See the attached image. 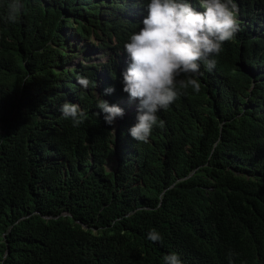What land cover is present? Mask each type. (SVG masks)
Returning a JSON list of instances; mask_svg holds the SVG:
<instances>
[{"label": "trees", "instance_id": "obj_1", "mask_svg": "<svg viewBox=\"0 0 264 264\" xmlns=\"http://www.w3.org/2000/svg\"><path fill=\"white\" fill-rule=\"evenodd\" d=\"M85 1L21 0L11 22V0H0V264H164L171 253L183 264H264V0H235L247 23L219 72H200L198 92L189 86L161 110L147 143L127 119L110 138L77 82L94 83L92 65L45 73L60 65L48 41L71 37L61 26H75L76 56L90 35L124 36L109 11L122 5L102 3L107 27L95 30ZM104 71L111 79L112 63ZM65 102L84 123L62 116ZM153 229L162 240L148 239Z\"/></svg>", "mask_w": 264, "mask_h": 264}, {"label": "clouds", "instance_id": "obj_2", "mask_svg": "<svg viewBox=\"0 0 264 264\" xmlns=\"http://www.w3.org/2000/svg\"><path fill=\"white\" fill-rule=\"evenodd\" d=\"M102 3L108 4L105 9L123 6L117 13L112 9L109 11L118 24L125 27L124 36L117 39L111 33V37L100 39L90 35L87 43L91 46L82 43L83 51L76 56L74 50L80 48L81 42L73 32L75 26H61L58 33L61 36L71 34V37L68 42L63 40V44L48 41L47 56L51 62L57 61L60 65H46L45 73L49 69L59 71L79 64L92 65L97 69L94 83L85 76L78 77L77 82L85 91L90 88L88 92L95 100L94 114L107 125L110 138L118 139L120 134L127 132L124 131L126 124H130L131 137L147 143L154 127L164 125L159 118L161 110H167L189 86L198 92L200 72H219L229 47L226 44L237 40L241 26L247 21L239 13L235 0H149L144 5L143 0H86L80 7L97 11L95 30L107 27L100 12ZM8 7L9 21L16 22L23 7L21 0H11ZM61 13L64 18L70 17L65 11ZM52 45L59 48H52ZM72 61L75 63L69 67ZM108 62L112 63L113 73H116V76L112 73L111 79L104 71ZM104 81L111 85H105ZM102 93H112L118 100L108 99ZM44 101L48 102L47 99ZM195 101L199 102L197 98ZM60 112L65 119H71L74 127L86 119V114L75 103H63ZM124 119H127L125 125ZM105 166L108 171L116 169V158L110 153ZM148 239L158 242L162 237L153 229ZM163 260L164 264H183L177 253L165 255Z\"/></svg>", "mask_w": 264, "mask_h": 264}, {"label": "rangeland", "instance_id": "obj_3", "mask_svg": "<svg viewBox=\"0 0 264 264\" xmlns=\"http://www.w3.org/2000/svg\"><path fill=\"white\" fill-rule=\"evenodd\" d=\"M52 48L57 49V48H59V46H57V45H52ZM88 55H92L93 58H94V55H93V53H92L91 51H88ZM76 61H77V59H76ZM74 63H75V61L70 62V64H69L68 66L71 67ZM112 162H113V161H112ZM108 169H109V168H108Z\"/></svg>", "mask_w": 264, "mask_h": 264}]
</instances>
